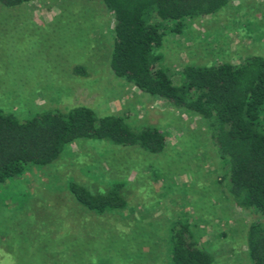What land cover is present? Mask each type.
Segmentation results:
<instances>
[{
	"label": "rangeland",
	"instance_id": "rangeland-1",
	"mask_svg": "<svg viewBox=\"0 0 264 264\" xmlns=\"http://www.w3.org/2000/svg\"><path fill=\"white\" fill-rule=\"evenodd\" d=\"M111 26L100 0L0 4V108L26 119L45 108L85 105L98 116L119 114L132 127L155 126L167 135L160 153L77 139L52 163L0 183V264L47 243L59 246L67 232L70 239L84 237V254L98 264H171L168 229L181 218L216 264H249L245 231L257 215L236 207L228 195L227 167L205 121L112 73ZM158 50L176 81L188 63L264 57V0H232L216 14L190 19L181 34L166 35ZM76 64L85 66L84 75L72 71ZM69 180L93 193L123 181L127 205L96 215L72 198ZM51 227L56 241L45 236Z\"/></svg>",
	"mask_w": 264,
	"mask_h": 264
},
{
	"label": "trees",
	"instance_id": "trees-1",
	"mask_svg": "<svg viewBox=\"0 0 264 264\" xmlns=\"http://www.w3.org/2000/svg\"><path fill=\"white\" fill-rule=\"evenodd\" d=\"M31 1L0 0V4L10 8ZM100 1L112 20L110 70L152 98L205 121L215 151L227 167L228 195L236 207L257 215L245 231L248 262L264 264V57L250 54L235 64L188 63L179 68L176 81L158 50L166 35L181 34L190 19L216 14L232 0ZM85 70L82 64L72 69L77 75ZM82 138L136 146L148 153L162 152L167 143L159 127H132L119 114L98 116L85 105L45 108L26 119L0 108V183L20 177L30 166L52 163L69 143ZM124 184L114 181L105 191L93 193L69 180L67 190L80 206L102 215L126 207L121 193ZM55 232L51 227L45 236L56 241ZM70 237L74 236L67 232L59 246L44 244L26 258L15 255L12 264L101 262L86 257L84 237ZM167 247L171 264H216L186 218L171 223Z\"/></svg>",
	"mask_w": 264,
	"mask_h": 264
}]
</instances>
